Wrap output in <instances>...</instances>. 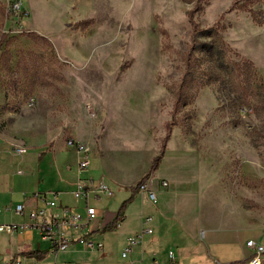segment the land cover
Returning <instances> with one entry per match:
<instances>
[{
  "label": "rangeland",
  "instance_id": "374dc122",
  "mask_svg": "<svg viewBox=\"0 0 264 264\" xmlns=\"http://www.w3.org/2000/svg\"><path fill=\"white\" fill-rule=\"evenodd\" d=\"M22 1L24 13L14 15L0 0L3 127L42 144L49 114L50 132L64 140L74 129L89 139L91 128L99 138L107 103L123 98L118 103L133 107L137 123L149 125L155 148L171 122L222 170V182L244 207L264 212V0ZM194 8V22L215 27L220 41L195 54L175 106ZM122 249L112 245L114 264H121ZM27 260L54 264L52 256Z\"/></svg>",
  "mask_w": 264,
  "mask_h": 264
},
{
  "label": "crops",
  "instance_id": "0c3cea01",
  "mask_svg": "<svg viewBox=\"0 0 264 264\" xmlns=\"http://www.w3.org/2000/svg\"><path fill=\"white\" fill-rule=\"evenodd\" d=\"M121 99L107 103L106 130L99 138V131L92 128L89 139L75 129L72 133L74 139L82 138L91 146V163L86 172H79L78 154L66 145L60 131L50 132L49 114L42 144L35 145L32 137L3 127L4 115L0 113V223H29L28 212L43 206L35 198L36 193L49 196L57 192L54 211L67 206L84 215L85 202L72 195L75 182L84 177L103 179L113 191L111 197L102 195L89 200L98 217L79 232L101 242L103 247L87 249L74 242L59 253L64 254V264H114L112 245L122 249L126 238L139 232L147 216L151 217L152 232L131 246L126 256L120 253L121 264H239L251 253L247 240L264 245V212L260 214L256 205L244 207L241 196L222 182V170L189 145L178 127H171L166 140L165 132L160 146L155 148L148 141L149 125L138 124L133 107L125 101L118 103ZM149 112L144 110L146 121ZM18 148L25 151L18 152ZM144 176L156 202L137 185ZM161 180L167 181L166 187ZM102 197L107 199L104 204ZM17 204L24 205V213L15 211ZM116 221L119 227H114ZM73 233L79 236L78 231ZM170 250L175 261L168 255ZM19 256H23L25 264H31L27 257L44 260L51 255L48 243L33 228L14 234L0 231V264ZM57 258L58 255L56 262Z\"/></svg>",
  "mask_w": 264,
  "mask_h": 264
},
{
  "label": "built area",
  "instance_id": "2783aa9c",
  "mask_svg": "<svg viewBox=\"0 0 264 264\" xmlns=\"http://www.w3.org/2000/svg\"><path fill=\"white\" fill-rule=\"evenodd\" d=\"M7 2L9 11L14 15L24 13L22 0H7ZM66 145L74 149L78 154L77 166L79 172H86L91 163L92 150L90 144L88 142L69 138L66 140ZM17 151L24 152L25 148H18ZM161 185L166 187L167 181L161 180ZM139 187L142 192L147 193L148 198L152 202H156L154 192L147 189L145 181L139 184ZM112 194L113 191L103 179L94 180L82 177L75 182L72 195L75 199H82L85 202L84 215L73 211L67 206L62 207L60 211H54L58 201L57 192H50L49 196L46 193H36L35 198L39 199L43 206L28 212L29 223H0V231L14 234L21 233L30 228L35 229L38 232L40 239L48 243V252L53 257L54 264H58L56 262L57 255L60 252L67 250L74 242L81 244L87 249H102L103 244L101 242L94 240L91 236H85L80 233H82L83 229L87 228L89 224L98 217L97 209L89 203V200H91V198H100L102 195L111 197ZM14 209L18 213L25 212L23 204L15 205ZM150 222L151 217H143L141 222L142 226L139 232L126 238V244L121 252L122 256H126L130 251L131 246L141 243L144 235L152 232ZM119 224V221L114 222V227H119ZM73 231H78L79 236H76ZM246 246L250 248L251 253L239 264H263L264 245L253 239H249L246 241ZM168 255L172 261H175V255L171 250ZM3 264L23 263L18 257H13Z\"/></svg>",
  "mask_w": 264,
  "mask_h": 264
},
{
  "label": "trees",
  "instance_id": "16d2710c",
  "mask_svg": "<svg viewBox=\"0 0 264 264\" xmlns=\"http://www.w3.org/2000/svg\"><path fill=\"white\" fill-rule=\"evenodd\" d=\"M246 3H249L251 0H244ZM252 16L255 18V12H253L252 10H250ZM194 13H195V8L190 10L187 13L188 19H189V23L191 26V36H190V44L188 47V50L186 51L185 55H184V72H183V76H182V82L180 85V89L178 91V95H177V99L175 102V106L178 105V103L182 100L183 98V89L182 87L184 86V84L188 81L189 76H191V74L194 71V58H195V54L197 52L200 51H206V52H211L214 49V42L215 41H220L219 37H218V32L216 30L215 27H208V28H203L200 29L198 27V25L194 22L193 18H194ZM208 39V40H207ZM222 45V44H221ZM246 65L251 67L250 62H245ZM251 68H249L250 70ZM171 122H167L166 126H165V130H166V135L164 140H166L169 136L170 133V129H171ZM158 157H156L154 159V163L152 165V168H155L156 166V162H157ZM147 178V176H144V178H142L137 185L141 184L144 179ZM33 253H40L39 251H34Z\"/></svg>",
  "mask_w": 264,
  "mask_h": 264
}]
</instances>
